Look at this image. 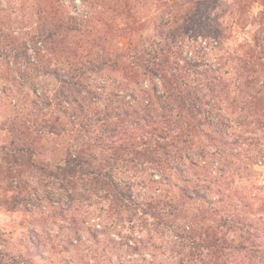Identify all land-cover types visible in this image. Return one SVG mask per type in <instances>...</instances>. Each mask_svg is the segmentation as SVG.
Returning a JSON list of instances; mask_svg holds the SVG:
<instances>
[{
	"label": "trees",
	"instance_id": "16d2710c",
	"mask_svg": "<svg viewBox=\"0 0 264 264\" xmlns=\"http://www.w3.org/2000/svg\"><path fill=\"white\" fill-rule=\"evenodd\" d=\"M82 1L100 10L73 16L63 0H35L30 38L43 71L60 83L47 104L67 116L66 123L60 116L47 121L45 133L56 140L77 134L46 161L37 157L53 151L37 137L5 148L0 211L24 220L0 225V264H264V186L247 188L234 171L210 166L215 156L233 166L245 146L253 151L250 165L263 162L264 79L257 75L264 73V49L258 61H244L236 79L248 76L231 90L223 76L207 80L213 69H200L204 53L188 59L172 42L173 25L185 17L177 0L163 2L168 8L143 45L138 0ZM2 11L0 4V23L7 22ZM121 19L131 25L118 27ZM122 35L126 48L115 44ZM15 42L14 55L30 62L27 39ZM43 49L53 59L63 56L66 74L42 58ZM101 72L121 73L125 92L111 91L119 104L92 112L93 100L73 95ZM140 73L149 79L136 93ZM64 102H75L70 112ZM72 122L78 126L67 128ZM19 129L13 131L21 138L26 132Z\"/></svg>",
	"mask_w": 264,
	"mask_h": 264
},
{
	"label": "rangeland",
	"instance_id": "374dc122",
	"mask_svg": "<svg viewBox=\"0 0 264 264\" xmlns=\"http://www.w3.org/2000/svg\"><path fill=\"white\" fill-rule=\"evenodd\" d=\"M72 1H74L73 3L76 6V11L72 8ZM94 1L101 3L104 0ZM160 1L138 0L136 6L137 19L135 20L138 21L137 25L140 29L139 38L142 40L140 45H143L146 43L145 40H149L152 37L154 27L158 23L159 14L168 8L164 3L167 2L169 4L172 2L171 0ZM177 1L180 6H176V8H180L179 11H184L185 17L179 20L176 27L175 24L173 25V32H171L173 34L172 42L181 46V54L188 59L201 60L204 53L206 60L203 59V61L207 64H204L200 69L203 70V68L207 67L213 69L206 75L208 77L207 80L209 81L212 76H223L224 82L228 83L224 84L225 87L228 86L231 90H237V84H244L248 76L244 77L243 75V77L240 76V80L236 79L239 71L241 72V65L244 61L248 62L249 65L251 62L258 61L260 50L264 49V0H193L191 1L192 3L188 4L187 1L189 0ZM63 2H66L64 4H66L67 11L73 16L85 13L91 14L95 10H100V7L96 9L88 6L82 0H63ZM0 4L3 8V18L7 21L0 23V161L4 157L5 148L11 147L13 139L21 143L22 140L29 141L30 136L39 138L41 144L50 145L51 148L49 150L53 151L48 153L49 155H39L37 160L56 159L55 157L59 156L64 145L69 142L68 139H74L77 132L74 131L69 138L58 137L60 140H56L51 136L48 137L45 133V123L47 121L54 122L55 118L60 116L62 121L66 123L67 116L62 111L63 108L61 106L58 107L55 103L51 106L47 104V97L52 98L54 96L55 91L60 88V83L55 77L47 75L43 71L46 65L39 61L35 44L30 38V35L36 32L37 27L36 16L33 14L36 9L35 0H0ZM129 24L128 20H118V27L120 28L128 27ZM8 35L11 38H7L6 36ZM14 36H17L20 40L23 38L27 39V48L30 54L28 60L30 62L14 55L13 47L17 43H13ZM128 40L126 35H122L117 38L115 44L118 48H126ZM256 40L259 42H256ZM205 41L211 44V47L202 50V45H205ZM80 44L84 52L88 50V43L85 40L81 41ZM212 47L214 48L213 51L211 50ZM49 54L44 49L42 50L43 59H53V56ZM261 57L259 62L264 64V54H261ZM62 58L60 60L57 57L54 58L51 67L60 68L61 73L66 74L67 67L63 66ZM32 62L35 65H39V67L34 66ZM180 62L183 64L182 61ZM258 74L257 76H259L260 80H263L264 73ZM252 75L253 73L249 77ZM203 77L201 76V78ZM121 78L122 75L119 72L91 74L89 76V84L86 85L83 93L73 96L75 98L78 97L79 102L82 103H87L83 96L93 100L92 106L94 109H92V112L103 108L106 102H110L111 105L115 106L119 102L114 99L112 101L109 93L117 90L124 94L125 89L120 81ZM139 79L141 82L136 93L141 92V87L145 88L144 84L149 78L140 73ZM103 85H106V87ZM88 90H91L92 94L88 93ZM127 90L134 92L133 87H129ZM138 96L139 98L141 97L140 95ZM67 103L64 102V106L70 112V108L75 102ZM71 120H75V118L73 117ZM68 125L66 126L67 128L70 127V129L78 126L74 122ZM19 127H23L26 132L21 138L18 134H14L13 131L16 128L19 129ZM88 136L94 138L96 134L88 132ZM247 136L251 137L249 134ZM260 136H264V133H261ZM249 142H251V138ZM39 146L36 145L37 151L42 148ZM260 146L264 148V139L262 138ZM243 148L241 147L237 152L241 154L243 159L235 160L236 163L234 161L233 166H227L229 158L226 156H215L211 160L215 162V165L210 164V166L219 165L223 166L228 172L234 171L235 176H242V178L237 177L235 179L236 183H240L247 188L255 187V184L264 186V158L263 162L250 165L247 157L253 151H248L249 146H245L247 151H244ZM238 167L241 168L239 169ZM199 171H201L202 175V170L199 169ZM225 177H227V174ZM251 191L253 192V189ZM162 193L165 194L166 190L163 189ZM23 217V215H11L0 211V225L7 226L6 224L21 222V220H24Z\"/></svg>",
	"mask_w": 264,
	"mask_h": 264
}]
</instances>
